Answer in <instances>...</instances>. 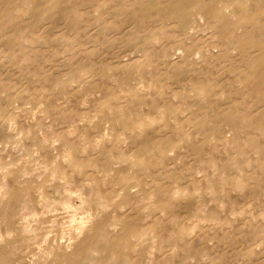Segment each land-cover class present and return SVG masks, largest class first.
<instances>
[{"label": "bare ground", "instance_id": "1", "mask_svg": "<svg viewBox=\"0 0 264 264\" xmlns=\"http://www.w3.org/2000/svg\"><path fill=\"white\" fill-rule=\"evenodd\" d=\"M0 142V264H264V0H0Z\"/></svg>", "mask_w": 264, "mask_h": 264}, {"label": "rangeland", "instance_id": "2", "mask_svg": "<svg viewBox=\"0 0 264 264\" xmlns=\"http://www.w3.org/2000/svg\"><path fill=\"white\" fill-rule=\"evenodd\" d=\"M189 13H190V15H191V13L192 12H194V14H192L191 16H190V21H191V24L189 25V26H193V24L196 22V19H197V21H199V18H198V14H199V12H195V11H191V9H189V11H188ZM202 13V12H201ZM204 20H205V18H204ZM203 20V21H204ZM189 21V22H190ZM201 21V20H200ZM203 21H201V22H203ZM201 25V24H200ZM194 26H196V24L194 25ZM202 27V26H201ZM202 29H204L203 27H202ZM205 30V29H204ZM207 31H205V33H206ZM204 33V31H203V34L206 36V34ZM198 34H200V32L198 33ZM204 38V37H203ZM56 92H58L57 93V96H58V94H59V90H56ZM95 96V95H94ZM91 99H93L92 98V96L90 97L89 96V102L91 103ZM87 103V102H86ZM27 104V105H26ZM25 105L23 104L21 107H19V106H17V108H16V104L15 103H12L11 104V108L13 109V110H18L20 113H22L23 111L25 112V114H26V117H30L31 119H32V121H34V119H36V118H34L33 117V115L31 116V114H33L31 111H28L29 110V108H30V105L28 104V103H26ZM88 104V103H87ZM9 108H10V106H8ZM10 108V109H11ZM33 117V118H32ZM0 147H2V143L0 142ZM66 211L65 210H63V212L62 213H64V214H66L65 213Z\"/></svg>", "mask_w": 264, "mask_h": 264}]
</instances>
